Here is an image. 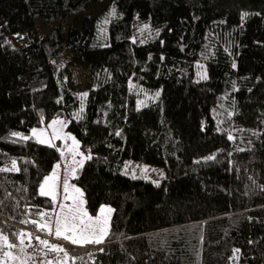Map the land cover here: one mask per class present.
<instances>
[{
  "label": "trees",
  "instance_id": "16d2710c",
  "mask_svg": "<svg viewBox=\"0 0 264 264\" xmlns=\"http://www.w3.org/2000/svg\"><path fill=\"white\" fill-rule=\"evenodd\" d=\"M63 50L86 88L52 65ZM195 62L207 79L196 80ZM134 84L160 96L135 108ZM42 118H63L91 153L71 188L91 214L114 209L102 245L31 223L54 214L38 187L61 155L11 133L29 135ZM13 160L20 171L0 172V233L10 243L32 234L25 264L64 262L36 236L64 247L67 264H264V0H0V168ZM126 160L160 168L159 187L126 176Z\"/></svg>",
  "mask_w": 264,
  "mask_h": 264
},
{
  "label": "snow or ice",
  "instance_id": "6c2138e0",
  "mask_svg": "<svg viewBox=\"0 0 264 264\" xmlns=\"http://www.w3.org/2000/svg\"><path fill=\"white\" fill-rule=\"evenodd\" d=\"M112 15H115V10L112 11ZM248 14L245 13L244 16H247ZM148 25L144 26L143 30H147ZM142 30V31H143ZM156 35H159V31H157ZM136 40L133 38V43H135ZM144 41H141L143 43ZM161 44H163V41H161ZM163 56L161 57V60H163ZM233 68L236 67L235 64L232 65ZM203 67L202 65L200 66ZM201 79H207L206 72L201 75ZM87 93L82 94L83 97H87ZM160 96V92L155 93V97L158 98ZM143 103V102H141ZM83 106H81L80 112H83ZM76 117L80 118V113H76ZM41 123H43V118L41 119ZM57 125H60L61 127L58 128ZM65 126V122L60 119H54L52 120L48 125L47 128L52 129V133L49 136L47 133V128H33L31 130V135L26 136L19 132H13L11 133V136L18 138V140L22 141H28L30 139H35L37 143L44 144L50 148H56L58 151L60 149L57 147L55 143H53L54 140H71L72 144L67 146L66 151L72 155V162L74 165L78 167H82L85 160L92 159L91 153L89 151V154L85 156L84 153L79 151V141L76 140L75 137L71 135H62L61 128ZM116 135H120L119 132L116 133ZM229 140L234 139L231 135L228 136ZM17 141H13V143H16ZM243 151V149H240ZM61 155H64V152L61 151ZM76 156L82 157L79 161L76 160ZM207 160H214L215 156H209L206 158ZM127 167V166H126ZM60 165L57 164L55 166V169H59ZM53 170V172L45 176L42 183L39 187V195L44 197H49L52 202V209L51 211L55 214V221H54V229L53 226L45 221L44 223H38L37 221H32L31 223L37 225V228L39 231L47 230L49 235H53L56 238H62L63 240L69 242L70 244L78 247H86L88 245H102L104 244L105 240L108 238L110 233V227H111V214L114 211L111 207L101 206L99 209V214L96 216L89 215V213L85 210L83 207L84 200L83 192L76 188L75 186H72V190L75 193L79 194V197L72 195L69 191V183L68 179L65 178L62 183V192H63V200L68 201L71 200V204H65L63 202L58 201V196L60 195L59 191V180L60 177L56 170ZM77 170V167L72 168V174L75 175V172ZM8 171H20V169L17 167V162L13 160L11 162V168H0V172H8ZM144 173H147L149 169L144 168L142 170ZM153 171H155L153 169ZM162 175V173H161ZM133 179H136L137 177L133 175ZM144 178H147L146 176ZM153 183L156 184L157 187H159V182L153 181ZM57 207L59 208V211H57ZM41 219L43 220L44 217L49 216L48 212H42L40 213ZM24 223H27V221H24ZM20 240V244H24V238L27 236L29 239L32 238V234L30 233H17L15 234ZM36 240L39 241L41 245H44L48 248V251L50 252H64V264H67V260L69 259V253L65 251L64 247L57 246L55 244H49L48 240L41 239L39 236L35 237ZM0 241H3V245L5 248H13L16 245L14 243L9 242L8 235H4L0 233ZM98 251L103 252V248H99ZM239 249H235V252H239ZM5 258L9 259H16L12 255L11 252L5 251L3 253ZM91 255V253H89ZM48 264H52V261H48ZM56 264H61L59 260H57Z\"/></svg>",
  "mask_w": 264,
  "mask_h": 264
},
{
  "label": "rangeland",
  "instance_id": "374dc122",
  "mask_svg": "<svg viewBox=\"0 0 264 264\" xmlns=\"http://www.w3.org/2000/svg\"><path fill=\"white\" fill-rule=\"evenodd\" d=\"M98 8H99V6H97L96 4H92L91 5V9L89 11L90 12H95ZM82 15L83 14H79L76 17H72L71 19H69L67 24L65 25L66 28H68L70 25H74L76 23H80ZM35 24H37L36 26H37V28H38V30H39V32L41 34H44V33L48 32V30L50 28L49 27V23L43 22V20H40L39 18H35ZM54 64H57V65L64 64L66 66L68 79L70 81V84L73 87L84 89L87 86H89L90 77H89L88 73L82 67V65L76 60V58L72 56L70 51L63 50L58 55L57 61L52 62V65H54ZM201 65L203 66L202 68L200 67ZM195 66H197V70H198V73H197V76H196V80H198V79H201V75L204 74L206 72V70H205V67H204L203 63L195 62ZM133 89H134V91L136 93V100H135V105H134L135 108H140V107L148 104L149 101L155 97V93L158 92V91L160 92V88L148 89V88H146V87H144V86H142L140 84H134L133 85ZM141 102H143V103H141ZM56 119L63 120V118H56ZM51 121L52 120H50L49 122H43L39 126H36L34 128H37V129H40L42 127L43 128H47V125ZM57 127L60 128L61 126L57 125ZM31 130H30V134L26 135V136H30L31 135ZM61 131H62V135H65V136L71 135V136H73V134H71L66 129V124H65V126H63L61 128ZM47 133L50 136L51 133H52V129L51 128H47ZM53 143H55L57 145V147L60 149V155H61V151L64 152V155L63 156L61 155L60 160L57 163V164L60 165V168L59 169H55V167H54L51 170V172H49V174H47L46 176L50 175L53 172L54 169L57 171V173H58V175L60 177V180H59L60 195L58 196V201L59 202H63L65 204H71L72 203L71 200H68L66 202L63 200L62 183H63V180L65 178H67L68 179V183H69V191H70V193H72V195H75V196L79 197V194L73 192V190L71 188V185H72V181H71L72 171L71 170H72L73 167H76V165H74L73 162H72V155L66 151L67 146L71 145L72 141L71 140L60 139V140H54ZM79 151H80V148H79ZM84 154L86 156L89 153H84ZM81 158L82 157H80V156H76V160L77 161H79ZM144 168L149 169V171L147 173H144L142 171ZM124 169H126V171L129 174H127V172ZM153 169L155 171H153ZM122 171H123V173H125V174H127L129 176L132 175V177H133V175H135L137 178H142V179L148 180L151 183H153V181L160 182L159 178L161 176V169L156 167V166H154V165H151V164H147V163H144V162L133 161V160H126L124 162V164H123ZM145 176L147 178H144ZM153 184H155V183H153ZM75 185H76L77 188L80 189V187L77 184H75ZM39 187H38V191H39ZM82 199H83V197H82ZM101 206L111 207L109 204H101L99 209L101 208ZM83 207L89 213V215L96 216L97 214H99V209H98L96 214H91V212L88 210V208H87V206L85 204L83 205ZM57 211H59L58 207H57ZM45 221L50 223L53 226V229H54L55 214H53V216H51V218H49L48 220H43L40 223H44ZM45 231L47 232V230H45ZM22 232L23 233H28L26 230H23ZM51 236L52 235H48V237H51ZM27 240H29V238L26 236L24 238V244L21 245L20 244V240L17 237L16 241L14 242V244L16 246L11 248V249L5 248L4 245H3V241H0V249H1V252H0V264H25L26 261H27V258H28V252L26 250ZM9 242H10V240H9ZM5 251L11 252L12 255L14 257H16V259L5 258L4 255H3V253ZM62 253L64 254V252H62ZM61 264H64V262H62Z\"/></svg>",
  "mask_w": 264,
  "mask_h": 264
},
{
  "label": "built area",
  "instance_id": "2783aa9c",
  "mask_svg": "<svg viewBox=\"0 0 264 264\" xmlns=\"http://www.w3.org/2000/svg\"><path fill=\"white\" fill-rule=\"evenodd\" d=\"M33 243H39V241L35 239V240H33Z\"/></svg>",
  "mask_w": 264,
  "mask_h": 264
},
{
  "label": "bare ground",
  "instance_id": "6f19581e",
  "mask_svg": "<svg viewBox=\"0 0 264 264\" xmlns=\"http://www.w3.org/2000/svg\"><path fill=\"white\" fill-rule=\"evenodd\" d=\"M125 171H126V169H124ZM123 172V171H122ZM127 172V171H126ZM125 174V173H124ZM127 174H129L128 172H127ZM127 174H125L126 176H128V177H130L129 175H127Z\"/></svg>",
  "mask_w": 264,
  "mask_h": 264
}]
</instances>
